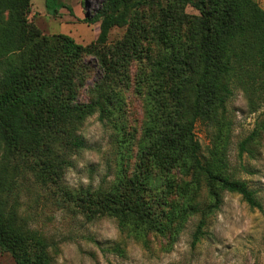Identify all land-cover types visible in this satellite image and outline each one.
Returning <instances> with one entry per match:
<instances>
[{
    "label": "trees",
    "instance_id": "16d2710c",
    "mask_svg": "<svg viewBox=\"0 0 264 264\" xmlns=\"http://www.w3.org/2000/svg\"><path fill=\"white\" fill-rule=\"evenodd\" d=\"M53 2L46 0V8ZM31 6V0H0V251L16 264H54V243L21 212L33 186L58 191L68 208L82 209L89 220L117 219L131 235L163 233L173 223L175 211L166 225L161 218L175 190L183 211L200 215L193 245L204 238L224 193L260 207L248 183L231 174L227 155L231 98L243 92L252 113L264 106V9L256 0H106L92 19L85 17L99 23L88 46L67 35L43 34L29 20ZM150 6L159 7V14L146 24L140 12ZM188 6L199 15H189ZM114 27L126 31L110 44ZM152 40L157 48L149 46ZM87 55L99 66L89 87L93 66ZM135 63L141 64L135 85L146 117L138 171L128 176L120 170L109 186L65 187L74 157L88 147L81 128L90 117L98 114L124 132ZM198 125L212 130L206 152ZM254 135L240 143V157L251 152ZM149 165L156 176L144 171Z\"/></svg>",
    "mask_w": 264,
    "mask_h": 264
},
{
    "label": "rangeland",
    "instance_id": "374dc122",
    "mask_svg": "<svg viewBox=\"0 0 264 264\" xmlns=\"http://www.w3.org/2000/svg\"><path fill=\"white\" fill-rule=\"evenodd\" d=\"M256 1L264 9V0ZM105 2L55 0L47 9L46 0H31L29 20L45 35H67L88 46L98 37L99 23H87L85 17L92 19ZM186 12L199 15L191 6ZM140 13L141 20L149 24L157 19L159 7H146ZM125 31L126 27L112 28L108 43L121 40ZM149 46L157 48L153 40ZM85 61L93 66L89 87L97 80L99 66L92 55H87ZM140 68V63L133 65L132 84L125 93L124 132L119 134L111 124L100 121L98 114L90 117L81 128L88 147L74 157V167L64 177L65 187L80 190L109 186L120 170L124 169L128 176L138 171L139 142L146 121L144 99L135 85ZM228 113L233 122L227 151L230 172L248 183L260 207H251L238 194L224 193L222 206L213 211L204 228V238L193 245L200 215L183 211V198L175 190L167 197L168 205L161 218L166 225L167 214L175 211L173 223L163 233L131 235L121 230L117 219L96 215L89 220L82 209L68 208L58 191L33 186V193L22 198L21 212L30 217L33 228L54 243L50 248L54 264H264V106L252 113L244 93L237 91L228 103ZM196 134L206 152L212 130L198 125ZM252 134L251 152L240 157V143ZM143 169L154 176L158 174L151 165ZM205 193L204 190L202 195ZM146 197L151 199L152 194ZM0 264L16 262L10 253L0 251Z\"/></svg>",
    "mask_w": 264,
    "mask_h": 264
}]
</instances>
